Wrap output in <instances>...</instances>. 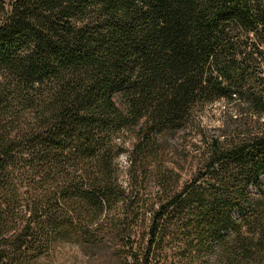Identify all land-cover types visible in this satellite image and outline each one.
Returning <instances> with one entry per match:
<instances>
[{
	"label": "trees",
	"instance_id": "obj_1",
	"mask_svg": "<svg viewBox=\"0 0 264 264\" xmlns=\"http://www.w3.org/2000/svg\"><path fill=\"white\" fill-rule=\"evenodd\" d=\"M64 246L264 264V0H0V264Z\"/></svg>",
	"mask_w": 264,
	"mask_h": 264
},
{
	"label": "rangeland",
	"instance_id": "obj_2",
	"mask_svg": "<svg viewBox=\"0 0 264 264\" xmlns=\"http://www.w3.org/2000/svg\"><path fill=\"white\" fill-rule=\"evenodd\" d=\"M218 105L213 106V110L217 108ZM215 112V111H214ZM203 123L208 126H217L218 121L216 118L210 116V114L203 119ZM77 257V252L75 248H70L64 246L51 254L39 260L36 264H74L75 258Z\"/></svg>",
	"mask_w": 264,
	"mask_h": 264
}]
</instances>
